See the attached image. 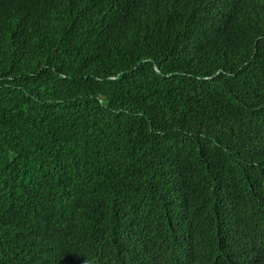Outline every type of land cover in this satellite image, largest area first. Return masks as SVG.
I'll return each mask as SVG.
<instances>
[{
	"label": "trees",
	"instance_id": "16d2710c",
	"mask_svg": "<svg viewBox=\"0 0 264 264\" xmlns=\"http://www.w3.org/2000/svg\"><path fill=\"white\" fill-rule=\"evenodd\" d=\"M0 264H264V0H0Z\"/></svg>",
	"mask_w": 264,
	"mask_h": 264
}]
</instances>
